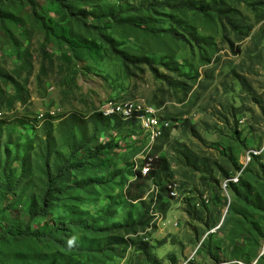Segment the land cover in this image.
I'll list each match as a JSON object with an SVG mask.
<instances>
[{"label":"rangeland","instance_id":"1","mask_svg":"<svg viewBox=\"0 0 264 264\" xmlns=\"http://www.w3.org/2000/svg\"><path fill=\"white\" fill-rule=\"evenodd\" d=\"M180 2L0 0V264H264V0Z\"/></svg>","mask_w":264,"mask_h":264},{"label":"trees","instance_id":"2","mask_svg":"<svg viewBox=\"0 0 264 264\" xmlns=\"http://www.w3.org/2000/svg\"><path fill=\"white\" fill-rule=\"evenodd\" d=\"M51 1L54 2L55 4L59 5L65 12H67L69 15H71L72 19L77 21L78 23H80V25L84 29H87V30L95 29V30H97L92 25L88 24L90 17H89V15L86 14V12H87L86 10L83 12H80V13H73L71 11L70 6H69L70 0H51ZM185 8L193 10L192 7H190V5L188 3H186V0H181V2L176 7V9H185ZM140 10H143V9H140ZM145 10L154 11V8L145 9ZM101 20H103V19H101ZM150 23H151L150 18H141L138 23L131 22V26H133L135 28H144L146 30H152L149 27ZM171 33L176 38L185 40L184 36H181L176 32H171ZM63 34H64V36H65V38H66V40H67V42L71 48L75 49V48L81 47L83 50H86L87 52H89L93 58H99L101 56L102 51H103V46L98 41L93 42V43H87V42L79 41L78 39L71 37L69 35V30L66 28L63 29ZM44 45H46V44H44ZM115 117H118V116H115ZM129 121L137 124V121L133 118H131ZM167 134H165L163 136V138ZM256 157H254V158H256ZM71 167L73 168L74 166L72 165ZM69 172H70V169L65 164L60 168V170L56 173V175H52L50 168L48 169L49 177L47 180V188H46L45 195L42 199L41 210L39 211V213L37 215L38 217L45 218L47 216V214L49 213V211L51 209V204L54 201L53 198L55 195L60 193L62 186H64V183L66 182V177H67V174ZM138 177L142 178L140 176V174H138ZM231 186H236V184L231 183ZM54 225L56 227V229H55L56 231L62 230L65 233H68L67 229L69 227L64 222L54 221ZM78 227H79V229L82 228V230H83L82 226H78ZM99 232H103V231H99ZM44 238L46 240L51 239V237L49 235L44 236Z\"/></svg>","mask_w":264,"mask_h":264},{"label":"bare ground","instance_id":"3","mask_svg":"<svg viewBox=\"0 0 264 264\" xmlns=\"http://www.w3.org/2000/svg\"><path fill=\"white\" fill-rule=\"evenodd\" d=\"M136 102V101H135ZM139 103V102H138ZM140 104H142V103H140ZM143 105V104H142ZM112 106H115V107H112ZM144 106V105H143ZM109 107H112L111 108V112H109V111H107V110H104L105 111V114L108 116V117H112V116H116V115H119V116H121L122 117V119L123 118H125V119H131V118H133V119H135L136 121H137V124L139 125V123L138 122H142L146 127H148L149 126V122L147 121L148 120V113L146 112V110L147 111H149V112H151L152 113V115H151V121L155 118V114H154V110H152V109H149V108H147L146 106H144V107H146L145 109L146 110H143V108L144 107H142L141 105H138V104H133V103H125V104H112V105H110ZM106 108H108V107H106ZM105 108V109H106ZM123 108H125L124 109V112L122 111V109ZM155 109V108H154ZM104 114V113H103ZM118 116V117H119ZM159 116V115H158ZM141 128V127H140ZM166 129V128H165ZM165 129H163V130H165ZM162 130V131H163ZM144 131V130H143ZM162 131H161V133H162ZM144 133H145V131H144ZM161 133H160V135H161ZM159 135V136H160ZM158 136V137H159ZM152 146V145H151ZM148 147H150L149 146V144H148ZM256 155V154H255ZM254 155V156H255ZM250 156V155H249ZM149 157L148 156H146V159H148ZM151 158H153V159H151ZM151 158H149L148 159V161H147V163L145 164V161H144V164L145 165H143V167H142V169H141V172H142V174H143V176H144V174H145V172H147V173H149V171H151L152 169H153V166H151V162H152V160L154 161V157H152L151 156ZM152 165H153V162H152ZM151 166V168H149ZM232 181V180H231ZM238 181H239V178H236V179H234V183H238ZM171 188V187H170ZM184 264H187V263H184Z\"/></svg>","mask_w":264,"mask_h":264},{"label":"built area","instance_id":"4","mask_svg":"<svg viewBox=\"0 0 264 264\" xmlns=\"http://www.w3.org/2000/svg\"><path fill=\"white\" fill-rule=\"evenodd\" d=\"M112 107H115V106H112ZM112 107H108V108H106L105 110L111 112V108H112ZM124 109H125V108L122 109L123 112H124ZM143 110H146V109L143 108ZM146 112L148 113V120H147V121H148L149 123H151V115H152V113L149 112V111H147V110H146ZM250 154H251V153H250ZM148 175H149V173L145 172V174H144V178H145L146 176H148ZM239 179H240V176H239Z\"/></svg>","mask_w":264,"mask_h":264},{"label":"clouds","instance_id":"5","mask_svg":"<svg viewBox=\"0 0 264 264\" xmlns=\"http://www.w3.org/2000/svg\"><path fill=\"white\" fill-rule=\"evenodd\" d=\"M115 99H116V98H115ZM110 100H112V99H110ZM113 117H115V116H112V118H113ZM74 239H75V238L73 237L72 239H70V240L68 241L69 245H71V244L74 242Z\"/></svg>","mask_w":264,"mask_h":264}]
</instances>
